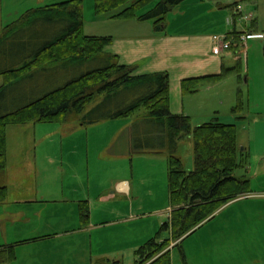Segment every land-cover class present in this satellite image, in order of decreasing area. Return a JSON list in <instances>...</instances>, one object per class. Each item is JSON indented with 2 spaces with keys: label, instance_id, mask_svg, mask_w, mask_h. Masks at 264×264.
Wrapping results in <instances>:
<instances>
[{
  "label": "trees",
  "instance_id": "trees-1",
  "mask_svg": "<svg viewBox=\"0 0 264 264\" xmlns=\"http://www.w3.org/2000/svg\"><path fill=\"white\" fill-rule=\"evenodd\" d=\"M147 1L96 0V12L108 19H132ZM183 1L160 0L139 19L154 20L157 30L165 29L167 15ZM83 27L82 0H69L29 11L0 34V76L4 77L0 86V203L7 197L3 175L8 126L72 121L86 126L139 117L138 112L144 110L128 131L130 152L167 154L173 209L160 229L169 237H155L142 245L136 250L135 264H172L168 249L172 242L181 249L182 239L220 208L252 193L249 179L236 176V170L247 164L246 158L238 160L237 127L214 119L193 128L189 115L171 110L168 72L137 74L135 66L121 64L117 55L106 52L111 37L88 36ZM234 69L184 79L182 91L196 93L203 84L220 81ZM19 98L27 99L26 103L12 106ZM239 103L235 111L242 108L241 99ZM188 137L194 147L191 171L176 155L178 142ZM89 212L84 203L83 223ZM14 258L13 246L0 247V264ZM182 258L187 264L183 252ZM102 263L120 264L109 259Z\"/></svg>",
  "mask_w": 264,
  "mask_h": 264
},
{
  "label": "crops",
  "instance_id": "crops-1",
  "mask_svg": "<svg viewBox=\"0 0 264 264\" xmlns=\"http://www.w3.org/2000/svg\"><path fill=\"white\" fill-rule=\"evenodd\" d=\"M201 4H204V0L195 2L196 7H201ZM184 7V4L180 6V13L182 22L186 23L189 21V12L184 10ZM236 10L238 15H242L240 5H237ZM2 16L0 9V34L3 28ZM109 20L128 23L105 36L112 39L106 52L117 55L121 64L135 66L137 74L168 72L170 103L174 114H189L184 104L179 105L178 99L175 102L177 93L182 90L181 83L184 79L217 75L228 67L226 61L219 58L224 51L220 46L222 38L212 37L205 27L196 32L180 30L170 34L165 32V29L157 30L155 25H135L130 23L133 21L129 19ZM186 30H189L188 26ZM249 33L253 35L247 40L258 36L257 33ZM237 35L229 33L227 36L237 42L233 48L240 47L238 41H242ZM211 48L213 51L210 55ZM175 92L176 95H173ZM139 117L131 118L135 121ZM127 121L129 120L105 123L104 126L110 128L108 135L112 137L106 149H109L117 138L122 139L121 154L112 157L113 160L123 163L128 160L126 167L130 161V171L125 172V163H121L118 172L108 179L107 184H103L102 173H97L94 186L89 174V185L86 189L75 185L78 171L69 172L65 169L66 162L75 168L73 164L76 160L64 151L65 140L69 138L66 137V130L74 131L76 128L72 125L77 123L26 125V130L30 133V140L26 141L31 144H28V148L23 149L22 153L15 152L14 147H11L12 142L7 134V167L3 175L7 197L0 203V247L13 246L15 258L4 264H103V260L105 262L107 259L124 264V261H129L132 257L136 262V250L153 237L161 236L162 240L169 237L168 232L165 238H162L165 234L160 233L162 224L171 217L173 209L170 203L168 167L162 177V191L155 183L156 162L163 159L166 161L167 155L141 153L128 156V132L124 137H118L130 128L132 122ZM13 144L15 146V141ZM46 144L49 148L43 152L42 147ZM19 156L21 159L17 161ZM12 160L17 161L19 168H14ZM135 160H139L138 163H135ZM142 162L149 163L147 171L136 167L135 164L140 166ZM254 194L262 199H257V202H260L259 210L264 212V193ZM159 195L165 198L160 203ZM84 203L88 204L90 211L85 223L81 213ZM153 215H158L159 218L150 221ZM212 220L213 218L207 222ZM229 225L234 237L232 247L236 249L229 250L227 254H219L217 258L224 259L226 255L228 264H264V216L230 220ZM156 228L159 230L154 236ZM188 235L180 242L181 255L183 252L187 264L188 259L193 258L200 249L198 246L195 249L185 248L184 242ZM171 246L172 254L177 246L174 247L173 242Z\"/></svg>",
  "mask_w": 264,
  "mask_h": 264
},
{
  "label": "rangeland",
  "instance_id": "rangeland-1",
  "mask_svg": "<svg viewBox=\"0 0 264 264\" xmlns=\"http://www.w3.org/2000/svg\"><path fill=\"white\" fill-rule=\"evenodd\" d=\"M66 1L69 0H2L0 9L3 14V28L13 24L29 11ZM159 1L148 0L144 3L142 8L136 10L137 16L129 19L133 21L130 23L143 27L154 25V20H141L139 16L154 8ZM199 1L184 0L182 2L185 5L184 10L189 12V21L186 23H183L181 19L180 11L182 9H180V6L182 4L174 6L173 10L167 15V26L165 28L167 31L165 32L170 34H175L180 30L196 32L203 30L205 27L207 28L206 32L212 37L226 38L230 42H233V40L232 38H227L229 33L235 35L233 32L245 34L252 31L258 34V36L246 40V46L245 41H238L240 47L222 48L224 51L219 58L226 61L227 68L229 66H234L235 68L231 73H225L222 80L205 83L193 94H184L182 90L177 95L176 92L173 94L176 95L175 102L178 99L179 105L184 104L186 106V111L192 119L193 128L214 119L222 123L234 124L237 127V140L240 149L238 160L241 161L246 158L247 164L236 170V176H246L249 179V188L253 194L250 193L231 201L218 214H215L212 221L203 223L196 231L188 235L184 242L186 249H195L197 246L200 248L196 255L193 253V258L188 259L189 264H228L229 259H227L226 255L224 259L217 257L219 254H227L229 250L236 249L232 247V238L234 237L229 221L261 218L264 216V212H261L258 208L260 202H257V199L261 198L259 195L254 194L255 192L264 193V38L262 36L264 35V0H204V4H201V7H196L195 2ZM82 5L84 15L83 32L88 36H106L111 32H115V30L117 31L118 28H122L121 25L128 23L124 21L113 22L104 15L98 16L96 0H82ZM237 5L241 6L242 15L237 14ZM192 6L194 7L192 8ZM245 16H247V19L244 18ZM187 26L189 30H186ZM233 43L235 46L237 42ZM220 46L222 47L221 42ZM240 50L241 52H239ZM212 51L213 49L211 48L210 55ZM173 75L175 76L174 73ZM3 82L4 77L0 76V86ZM239 99H241L242 108L235 111L234 108L240 104ZM26 100L24 98L15 99L12 106L25 104ZM142 113H144V110L138 112L139 115ZM132 119L131 117L127 118L129 120L127 122H132L131 124H133L134 120ZM125 120L117 119L86 126L76 121L71 122L77 123L72 125L76 129L74 131L66 130L68 132L66 137H69L67 138L69 141L65 140L64 153L71 155L76 162L75 164L72 163L75 168L70 167L69 163L66 162L65 169L69 172L78 171L77 184H75L78 188H88L89 174L94 186L97 173H102L103 184H107L108 179L118 172V168L123 162L113 160L112 156L121 154L122 139L117 138L114 144L109 149H106L112 137L108 135L110 128H105L106 126L104 125L105 123H116ZM26 127V125L8 126L7 134L10 142H12L11 147H14L15 152L22 153V150L28 148V144H31V142L26 141L30 137ZM128 131H131V129H126L124 134L118 137H124L123 135ZM13 141H15V146ZM177 145L176 155L182 156L184 167L188 171L194 170L193 139L191 137L185 138L179 141ZM48 148L49 145H44L42 147L43 152ZM55 148H57L56 144ZM52 150L55 152L53 146ZM241 152L244 153V157ZM39 154L41 156V148ZM126 154L129 156L132 153ZM18 159H21V157L19 156L17 161ZM17 161L12 160L15 169L19 168ZM138 161L135 160V163H138ZM124 163L125 172L130 171L132 163L129 161V166L127 167L126 163H128V160H124ZM156 164L155 183H157V188L162 191L163 183L161 181L167 171L168 160L166 159L165 161L163 159L161 162L157 161ZM135 165L137 168L140 167V170L147 171L149 163L142 162L140 166L138 164ZM68 178L71 181L73 180L71 176H68ZM159 196V203L165 200L161 195ZM157 218H159L158 215H153L150 221ZM157 230L159 229L156 228L154 236H156ZM162 234H165L162 237L165 238L167 232L162 231ZM160 237L159 239L162 240ZM204 238H206L205 241H202ZM173 243L176 245L177 242ZM171 248L172 246L170 245L168 249ZM123 263L134 264L135 259L132 257L129 261H124ZM172 264H184L178 247L172 251Z\"/></svg>",
  "mask_w": 264,
  "mask_h": 264
},
{
  "label": "built area",
  "instance_id": "built-area-1",
  "mask_svg": "<svg viewBox=\"0 0 264 264\" xmlns=\"http://www.w3.org/2000/svg\"><path fill=\"white\" fill-rule=\"evenodd\" d=\"M247 38H248V35L244 36L242 39L246 40ZM221 43H222V48L224 49H228L230 47V44L227 41H225V39L221 40Z\"/></svg>",
  "mask_w": 264,
  "mask_h": 264
}]
</instances>
